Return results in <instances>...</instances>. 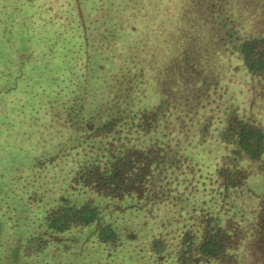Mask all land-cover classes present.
I'll use <instances>...</instances> for the list:
<instances>
[{"label": "rangeland", "instance_id": "1", "mask_svg": "<svg viewBox=\"0 0 264 264\" xmlns=\"http://www.w3.org/2000/svg\"><path fill=\"white\" fill-rule=\"evenodd\" d=\"M189 1L0 0V264H159L163 260L170 261L172 256L176 257L173 264H197V258L186 257L185 251L196 255L192 247L198 242V234L191 231L181 242L184 231L173 228L181 218H169L167 233L160 236L164 228L160 221L163 215L152 218L149 202L139 199L144 192L147 197H159L165 200L161 207L168 213L175 208L178 217L182 184L193 185L198 176L195 168L183 174L182 165L191 161L195 167L205 164L211 167L204 162V151L199 158L190 157L186 147L178 146L172 164L161 161L165 165L160 164V168L156 164L152 166L153 163L146 166L149 171L141 196L114 198L77 184L75 167L85 165L87 149L82 150L86 147L84 143L80 147L75 144L76 137L69 139L73 124L88 114L86 126L94 130L97 122L93 115L104 107L111 83L117 81L114 73L119 54L126 57L129 47H133L134 42L141 43L145 34L144 55L150 53L151 56H144L142 60L136 55L141 68L135 71L141 80H129V84L134 85L130 92L146 87L148 102L160 105L167 101L176 114L166 118L163 109H159L162 123L175 121L191 125L196 129L193 136L206 133L217 142V130L212 125L208 130L202 127L209 119L215 127L218 117L225 114L221 109L226 104V118L234 105L243 113L239 114L242 118L264 130V103L258 98L263 95L264 82L249 74L241 61L230 57L225 50H222L225 54L220 55V65L211 73L226 86L225 92L210 88L209 84L204 86L201 81L179 83L172 78L166 98L159 100L150 95V90L159 83L154 81L157 76L148 69V61L156 60L155 55L162 49L168 34L176 29L179 33L185 31L179 27L185 8L190 9ZM158 18L162 21L156 24ZM205 32L199 39L193 35L185 43L193 45L194 59L201 61L196 67L198 79L206 73L202 63L207 60L204 54L210 33ZM166 85L169 88V84ZM134 97L135 94L131 96ZM217 103L220 110H216ZM156 107H150L149 111L154 112ZM155 123L151 117L148 127H154ZM155 134L146 136L144 133L142 139L139 136L136 139L144 140V146L160 144L163 131ZM138 143L140 141H134L133 148L141 147ZM111 146L117 150L124 145L115 141ZM227 155L230 153L218 154V166L222 167ZM240 158L243 171L259 172L260 166L261 171L264 170V158L263 162H247L244 155ZM99 162L100 167L106 164ZM165 166L174 169L163 170ZM189 177H193L194 182H189ZM218 181L223 180L220 178L216 183ZM243 191L240 201H245L247 210L251 208L256 214L260 213L264 172L249 177ZM87 203L96 207L95 223L62 231L48 224L53 213L70 216L71 208ZM130 203L136 207L131 208ZM143 205L146 207L142 208ZM106 226L108 228L104 229ZM159 236L166 249L162 257L153 250L154 238ZM229 262L233 261L225 257L207 264Z\"/></svg>", "mask_w": 264, "mask_h": 264}, {"label": "trees", "instance_id": "2", "mask_svg": "<svg viewBox=\"0 0 264 264\" xmlns=\"http://www.w3.org/2000/svg\"><path fill=\"white\" fill-rule=\"evenodd\" d=\"M189 4L190 9L185 8L179 27L185 30L183 31L185 34L182 31L179 33L177 29L168 34L163 41L162 49L155 55L156 60L148 61V69L156 73L157 77L154 81L159 83L154 85L153 90H150V95L157 96L159 100L165 97L166 90L171 88L172 78L179 83L186 80L188 82L201 81L204 86L209 84L210 88L215 87L216 90L225 92L226 86L211 75L221 63L220 55L225 54L222 50L229 53L230 57L235 56L249 74L264 82V0H190ZM161 21L158 18L156 24ZM205 30L211 34L210 36L208 33L210 42L206 44L204 54L207 60L202 63V68L206 73L198 79L196 67L201 61H195L193 45L186 46L185 43L190 41L193 35H195L194 38L199 39ZM142 37L141 43L134 42L133 47H129L130 51L126 57L119 54L114 73L117 81L111 83V92L107 93L109 97L104 102V107L98 114L93 115V119L97 122L94 130L86 126L90 116L88 114L74 123L69 133V139L73 140L76 137L75 142L77 143L75 144L80 147L84 143L86 147H82V150L87 149L85 165L84 163L81 166L77 164L75 167L77 184L85 188L89 186V190L94 193L101 192L114 198H122L131 193L132 183H136L135 187H139L140 191L143 190L144 180L149 171L146 166L150 163H153L152 166L156 164L159 168L160 164L165 165L161 161H168L172 164L175 161V151L178 146L186 147L190 152H188L190 157L196 155L199 158L204 151L206 153L204 162H208L211 167L206 164L195 167L196 165H192L191 161L182 165L183 174L192 172L195 168L198 176L195 184L186 185L184 182L182 184V199L177 205L178 217L175 216V208L168 213V210L161 207L165 200L155 196L147 197V192L143 191V198L139 201L149 202V210H153V214H149L152 218L155 215H163L160 221L163 222L164 228L160 236L167 233L166 226L169 218L174 220L181 218V222L175 223L173 228L179 232L184 231L182 242L185 241L186 235L192 233L191 231L198 234V242H193L196 245L192 247L196 255L188 252L186 247L183 249L186 250V257L197 258V264L216 263L225 257L233 261L232 264H264V196L260 201V213L258 214L251 208L247 210L245 201H240L249 177L264 172V170L261 171V166L259 172H251V169L243 171L240 167V162H242L240 157L244 155L247 162H263L264 130L242 118L243 116L239 114L243 113L234 105L233 111H230L231 108L228 109L230 116L226 118V104L221 109L218 103L216 110H224L225 114L223 117H218L215 127L212 119L204 121L202 127L208 130L212 125V128L218 132L215 138L217 142L208 138L206 133L202 136L200 133L193 136L196 129L191 125L177 124L175 121L162 123L159 109H163L162 114L166 118H171L173 114H176L167 105V101L160 105L148 102L146 87L130 92L134 85H130L129 80H141L140 75L135 71L136 68H141L136 55H139L142 60L144 56H151L150 53L144 55L147 35ZM133 69L134 72H132ZM166 84H169V88ZM133 94L135 97L131 98ZM164 105L169 111H164L166 108ZM152 106H157L154 112L149 111ZM85 107L88 108V103ZM151 117L156 122L154 127L152 125L148 127ZM151 128L155 131H151ZM161 130L164 135L160 144L142 145L144 140L141 139L144 133L146 136L152 134L156 136L155 132L160 133ZM137 132L140 134L138 135ZM136 136L141 139H136ZM115 141L124 146L118 147L117 150L113 149L111 145ZM134 141H140L138 146L141 145V147L133 148L135 147ZM163 145L168 148L164 149ZM209 145L212 147H207ZM223 152L230 153V155H227L228 158L220 167L216 160L218 154ZM211 159L215 160L214 163ZM99 161L106 162L104 167H100ZM172 169L174 167H163V170ZM160 178L154 177L158 180ZM220 178L223 181H218L220 184H217L216 181ZM191 181L194 182L193 177H189V182ZM130 204L131 208L136 207V204ZM145 207L143 205L142 208ZM66 215L53 213L48 224L55 230L62 231L67 227L88 226L95 223L97 219L96 207L92 203H87L80 208H71L70 216ZM225 217L226 229L224 228ZM177 224H180L179 227ZM106 228L108 227H104ZM202 229L205 230L201 233L199 230ZM160 236L154 238L153 250L156 255L162 257L166 249L158 239ZM175 258L172 256L170 261L163 260V263L159 264H170L171 261L173 264ZM160 259L157 262H160Z\"/></svg>", "mask_w": 264, "mask_h": 264}, {"label": "flooded vegetation", "instance_id": "3", "mask_svg": "<svg viewBox=\"0 0 264 264\" xmlns=\"http://www.w3.org/2000/svg\"><path fill=\"white\" fill-rule=\"evenodd\" d=\"M263 95H258V98L261 99V101L264 103V91L262 92ZM135 180H137V178L134 177ZM138 184V183H137ZM132 187H131V193L129 195H132V194H138L139 196H141L143 194V191H140V188L139 187H136L135 189V186H136V183H132ZM182 242V241H181ZM179 245V244H178ZM182 246V245H181ZM198 262V261H197Z\"/></svg>", "mask_w": 264, "mask_h": 264}]
</instances>
